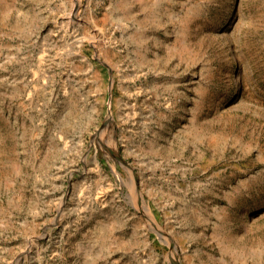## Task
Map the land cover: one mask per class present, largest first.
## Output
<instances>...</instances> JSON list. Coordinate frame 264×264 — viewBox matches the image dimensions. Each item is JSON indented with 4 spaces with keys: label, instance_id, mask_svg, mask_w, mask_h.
Returning <instances> with one entry per match:
<instances>
[{
    "label": "rangeland",
    "instance_id": "rangeland-1",
    "mask_svg": "<svg viewBox=\"0 0 264 264\" xmlns=\"http://www.w3.org/2000/svg\"><path fill=\"white\" fill-rule=\"evenodd\" d=\"M0 264H264V0H0Z\"/></svg>",
    "mask_w": 264,
    "mask_h": 264
}]
</instances>
